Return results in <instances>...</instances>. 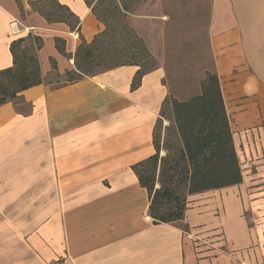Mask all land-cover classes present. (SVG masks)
<instances>
[{"label":"crops","instance_id":"0c3cea01","mask_svg":"<svg viewBox=\"0 0 264 264\" xmlns=\"http://www.w3.org/2000/svg\"><path fill=\"white\" fill-rule=\"evenodd\" d=\"M32 1L22 0L23 20L15 0H0V72L14 64L11 44L29 34L43 41V77L52 62L60 74L75 70L81 38L91 43L105 25L84 0H58L79 32L49 23ZM197 2L243 182L190 197L182 222L155 224L132 167L155 154L170 95L163 70L135 90L134 65L32 87L0 106V264H264V0ZM133 18L140 35L162 22ZM15 21L29 33L14 35Z\"/></svg>","mask_w":264,"mask_h":264},{"label":"trees","instance_id":"16d2710c","mask_svg":"<svg viewBox=\"0 0 264 264\" xmlns=\"http://www.w3.org/2000/svg\"><path fill=\"white\" fill-rule=\"evenodd\" d=\"M15 1L24 12L22 0ZM84 1L94 13L90 1ZM29 5L49 23L64 22L71 31L79 32V18L58 0H36ZM95 16L105 25V30L91 43L81 38L74 56V71L78 77L69 83L134 65L140 68L132 83V89H137L142 78L157 69L153 63L150 64V60L146 64L139 60L143 56L152 59L149 50L143 40L127 27L123 28L127 36L131 34L136 42L131 51L125 46L113 48V43L105 39L112 38L115 30L111 29L107 20ZM60 42L56 39L59 52L67 55ZM42 46V39L31 34L11 44L14 64L0 72V106L16 103L21 99L22 92L44 84L38 59ZM53 70H57L55 62ZM167 103L170 124L165 128V136L161 135L163 120H159L154 132L155 154L132 167L140 186L149 195V216L155 224L182 222L186 218L190 197L243 182L231 119L217 73L206 70L200 81L199 93L186 100L169 96L165 105ZM161 116H164L163 111Z\"/></svg>","mask_w":264,"mask_h":264},{"label":"rangeland","instance_id":"374dc122","mask_svg":"<svg viewBox=\"0 0 264 264\" xmlns=\"http://www.w3.org/2000/svg\"><path fill=\"white\" fill-rule=\"evenodd\" d=\"M89 1L94 8L95 15L107 20L111 29L115 30L112 38L109 36L105 39L109 43H113V48L125 46L131 51L133 44L136 43L131 34L127 36L128 33L123 29L124 27L130 29L143 40L144 46L148 50L150 49L149 53L152 59L143 56L139 60L143 64L150 60V64L153 63L157 69L163 70L164 83L170 90L169 96L178 99L199 93L200 81L205 71L212 70V59L207 44L206 15L203 10L199 11L197 0ZM123 6H126L127 9ZM141 13L154 17L163 23L154 21L158 23L157 26L141 29L144 35H140L134 27L133 17ZM21 17L23 20L26 19V13L21 12ZM19 27L22 30L25 29V27L21 28L20 24ZM27 32L29 33V31ZM60 45L64 47L63 42H60ZM67 72L60 74L54 70L45 77L42 75L43 81L47 84L62 85L78 77L74 70L72 75L67 74ZM163 114L165 121L162 124V137L165 136V128L169 126L168 103L163 108ZM247 218L250 219L249 215Z\"/></svg>","mask_w":264,"mask_h":264},{"label":"built area","instance_id":"2783aa9c","mask_svg":"<svg viewBox=\"0 0 264 264\" xmlns=\"http://www.w3.org/2000/svg\"><path fill=\"white\" fill-rule=\"evenodd\" d=\"M11 29L14 35H21L24 31H30V28H25L24 30L20 29L18 22H13L11 24ZM55 264H60V262H56Z\"/></svg>","mask_w":264,"mask_h":264}]
</instances>
